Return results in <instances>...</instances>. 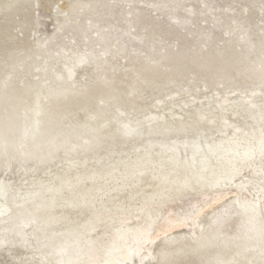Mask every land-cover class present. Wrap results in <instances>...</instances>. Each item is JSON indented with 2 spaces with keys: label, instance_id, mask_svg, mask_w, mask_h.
Listing matches in <instances>:
<instances>
[{
  "label": "bare ground",
  "instance_id": "obj_1",
  "mask_svg": "<svg viewBox=\"0 0 264 264\" xmlns=\"http://www.w3.org/2000/svg\"><path fill=\"white\" fill-rule=\"evenodd\" d=\"M41 1L46 8L47 0ZM223 1L203 0L205 10L192 7L190 19L182 21L184 0L144 5L65 0L53 34L32 42L31 32L39 26L37 0H0V264H264V248L249 253L224 236L234 220L224 201L237 192L223 193L247 171L243 184H255V192L264 194V28L250 25L264 0L234 1L214 21L212 34L187 30L190 20L215 14L214 4ZM223 28L235 37L221 46L217 33ZM93 29L96 37L87 36ZM243 29L247 38L241 45L235 31ZM257 29L262 36L255 35ZM65 38L85 48L74 50L70 63L66 51L55 50ZM100 50L110 59L100 60ZM119 60L130 68L128 74L119 72ZM33 68L42 77L36 88L21 81ZM78 71L88 72L83 91L73 88ZM187 79L223 89L250 88L233 100L257 115L255 129L239 128L221 114L208 120L215 134L205 135L199 131L205 119L199 111L185 135L143 130L132 137L126 122L119 127L125 139L115 133L125 109L141 102L143 94L159 96ZM235 92L219 94L217 103L227 106ZM211 100L216 99L208 98L207 105ZM105 106L117 110L110 113ZM103 110L105 121L99 118ZM216 134L218 139H208ZM129 183L132 192L123 190ZM194 183L198 192H191ZM162 186L168 194L156 191ZM215 192L211 203L196 211L170 207L161 218L168 203L190 194H203V200ZM257 201L244 209L249 222L259 220ZM197 203L185 198L187 206ZM210 223L215 224L211 234ZM181 227L191 228V234L197 229L198 235L169 240ZM147 244L154 250L143 254Z\"/></svg>",
  "mask_w": 264,
  "mask_h": 264
},
{
  "label": "rangeland",
  "instance_id": "obj_2",
  "mask_svg": "<svg viewBox=\"0 0 264 264\" xmlns=\"http://www.w3.org/2000/svg\"><path fill=\"white\" fill-rule=\"evenodd\" d=\"M115 1H122L125 4H128L130 0H113V2ZM137 1L142 2L141 5H144L145 2L149 0H137ZM168 1L172 2L173 4H178L180 2V0H168ZM202 1L184 0L182 5V10L181 12H179V18L182 21L185 20L188 21L190 19L189 12L190 11L193 12L192 7L196 8L198 12L205 10V4H203ZM234 1L237 0H225L223 2H219V4L215 3L214 6L216 8H219L218 12H214L215 14L206 13L203 16H201L200 19L198 20L195 21L193 19L190 20L187 30L189 31L201 30L206 34H212V32L214 31V21L219 20L221 18L220 16L221 12L228 11L229 6ZM37 2L38 5L34 7L35 8L34 16L39 21V26L36 27L37 29L35 31L31 32L32 42H34L35 40H44L53 34V32L56 30L57 27V22H55L54 20L55 15L60 14L61 7L65 2V0H47L46 8H42L43 3L41 0H37ZM233 7L242 8L241 5H237V4H234ZM225 8H227V10H225ZM260 8H263V6L259 4L256 10L254 11L253 17L251 18L250 25L252 26L254 25L258 28H264V14H262V12L259 10ZM151 15H154V13H151ZM244 16L245 15L243 13V15L240 16V19H243ZM201 22H203V24H201ZM229 22L232 23V19H230ZM243 33H245L244 29L235 31V34H239L237 38L240 39L241 45L245 43L247 38V36L244 35ZM225 34H227V36H225ZM96 35L97 32L94 29L89 31V33L87 34V36L89 37H94V36L96 37ZM255 35L262 36L263 31L257 29ZM233 36L234 35L230 33V30L225 28L221 29L217 33L218 44L219 42H221L220 45L223 46V44H226V42L232 40ZM70 43H71V39L65 38L63 43L55 48V50L58 52L66 51V55L68 56V59L65 61V63H70L71 61L70 55H72V52L74 50L76 51V53H80L85 49L83 46H79V48H75L74 43H71L73 44L72 45L73 48H72ZM134 48L137 49V46H134ZM67 50H69V52ZM139 54L142 56L145 55V53L141 50L139 51ZM96 56L102 61H107L108 59H110V53H107V51L105 50L97 51ZM118 68L121 74H128L130 71V68H128L125 65V63L121 60L118 61ZM89 71L97 72L92 67H89ZM88 78H89L88 72L78 71L73 88L77 91H83L86 85L89 83ZM41 79L42 77L39 71L33 68L25 74V76L21 79V81L31 85L33 88H36L39 85ZM203 88H205V90H203ZM235 90L236 92L232 96V101H230L227 104V106H221V104L217 103V101L220 100L222 95L231 94V92ZM249 90L251 89L244 88L241 85H237L234 88L223 89L219 85H215V84L206 85L200 79L196 82L187 79L177 87L172 86L167 88L164 91V93L159 96L152 95L150 93L143 94L142 95L143 100L141 102L139 103L135 102L132 104V106H130V108L125 109L124 118L121 119V121L123 122L117 123V127L115 128V133L118 136H120L122 139H125L123 137V134L122 133H121L122 135L120 134L119 127L124 122H126L130 124V126L132 127V137H136L143 130H148L149 134L155 136L157 135L168 136L171 133L174 134L180 133L185 135L187 126H191L197 123L199 117L197 112L199 111H201V113L205 115V119L202 124V130L199 129V131L201 133L204 132L205 135H208L210 132L213 135L215 134L216 130L210 129L209 132L208 120H210L213 117H217L221 114H225L229 122H233L235 126H239V128H243L251 131V128L256 126L255 119L257 115H253L252 113L247 111V108H243L245 107V104H243V102L237 103V101L233 100L236 97H238L241 94V92H245V96L248 95L247 92H249ZM215 92H217V94H215ZM219 94H221V96H219ZM191 96H193V100H191ZM217 96H219V98H217ZM212 97H215L216 100H211V104L207 105L208 98H212ZM201 98H207V100H203V102H197V100H201ZM191 102H195V104H192L188 107L187 103H191ZM94 103H96V101ZM242 104L244 106H242ZM107 106L109 107L110 105ZM120 106L118 107L120 108ZM239 106H241V108H239ZM108 107L106 108L107 112L112 113L117 110V108L112 109ZM100 114L101 115L99 116V118H102V120L105 121L106 118H105L104 110ZM231 116H235V118H231ZM149 120L152 121L150 124H148ZM217 136L218 134H216V138L209 136L208 139L211 140L213 138L218 139L219 136L218 137ZM108 164L109 162L107 163V165ZM214 168L216 167L214 166ZM112 175L113 174H111L107 178L106 183L111 182ZM248 176L249 173L247 171H244L241 176H239L233 181L232 186L223 190V193L227 191V193L229 194H231V192H237L235 196H229V198H225L224 201L227 202V204L230 205L231 208L228 216L231 214L234 217V220L229 221L228 228L224 236H226V238L230 240L236 239V241L239 243V246L244 247L246 249L248 248V250L251 249L252 252L254 253L256 250H260L264 248V194L260 195L255 192V190H257L256 188H259V186L255 187V184L251 183L248 186H245L243 184V182L247 180ZM173 178L174 177H171L170 179ZM239 180H241V182H239ZM168 183L169 180L166 182V184ZM233 184H235V186H233ZM129 185L130 186H126L125 189L123 190H125L126 192L134 191L135 187H133L131 183H129ZM195 185H193L194 188L192 187L191 192H198L200 190L199 189L200 186L198 185L195 186ZM72 189H73L72 187H69L63 190L62 193L63 198L68 196L71 193ZM156 191H162L163 194H168L167 192L168 190H163V186L157 188ZM138 192L142 197H144V195L147 194V191L143 190V188L138 189ZM201 196L204 195L198 194V196H195L190 194L188 197H185L187 198V200H195V201L199 200L197 206H187V204H185V198H181V200L175 203H168L164 205L160 210L161 218L165 217V215L168 214V212L170 211V207H172L173 210L178 213H180V211L182 210L184 211L193 210V208H195V210L193 211H196L197 208H199V206H204L205 204L208 203L210 204L211 200H213V198L216 196V192L210 193V195L207 196V198H203V200H201ZM256 199L260 200L259 204L255 205L257 211H259V220H257L256 222H249L246 220V212L244 211V209L249 208L246 206L248 204H252L253 201L258 202ZM241 204L245 206L243 207L241 206ZM180 207L182 210L179 209ZM222 207H218L216 209V212L221 210ZM208 211L210 210H207L205 214H207ZM222 215H224V213H219L217 216L218 218H221ZM189 226H191V224H189ZM214 227L215 224L210 223L207 228V232L209 234L213 233L215 231ZM181 235H187L188 237L190 235L195 237L198 235V232L197 229H195V234H191V228L187 230V228L181 227L179 229H175L171 234H169L170 236L169 240L177 241V239L181 237ZM167 239L168 238H164V241H167ZM170 244H174V243H170ZM149 250H151V252L154 250L152 244H147L146 248L143 251V254H147ZM251 250H249V253ZM135 262H137L136 259Z\"/></svg>",
  "mask_w": 264,
  "mask_h": 264
},
{
  "label": "water",
  "instance_id": "obj_3",
  "mask_svg": "<svg viewBox=\"0 0 264 264\" xmlns=\"http://www.w3.org/2000/svg\"><path fill=\"white\" fill-rule=\"evenodd\" d=\"M90 141H88L87 143H89ZM82 143H84V142H82ZM78 144H81V143H78ZM85 144V143H84ZM87 145V144H86ZM10 157H13L12 155H9ZM12 159V158H11Z\"/></svg>",
  "mask_w": 264,
  "mask_h": 264
}]
</instances>
